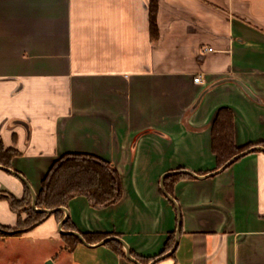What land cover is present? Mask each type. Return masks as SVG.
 I'll return each mask as SVG.
<instances>
[{"label":"crops","instance_id":"1","mask_svg":"<svg viewBox=\"0 0 264 264\" xmlns=\"http://www.w3.org/2000/svg\"><path fill=\"white\" fill-rule=\"evenodd\" d=\"M151 1L0 0V140L19 175L0 168V193L38 196L69 154L112 164L122 191L9 238L54 264H264V151L217 171L212 145L227 108L236 146L264 148V0H156V39ZM14 212L0 199V225ZM66 216L63 231L101 238L70 249Z\"/></svg>","mask_w":264,"mask_h":264},{"label":"trees","instance_id":"2","mask_svg":"<svg viewBox=\"0 0 264 264\" xmlns=\"http://www.w3.org/2000/svg\"><path fill=\"white\" fill-rule=\"evenodd\" d=\"M158 4L156 0L150 5V30L153 38H157L159 30L157 26ZM212 145L217 158L216 170L222 169L233 157L244 152L248 147H237L235 143V124L233 112L222 108L218 111L212 125ZM14 152L6 150L0 140V166L10 169V161ZM229 167V166H228ZM165 189H168L165 185ZM85 196L94 207H107L118 202L122 196L120 176L117 169L107 161L98 157L83 154L65 155L56 161L42 181L41 190L37 196L39 209L54 210L67 208L69 202L77 197ZM0 199H7L13 211L18 213L19 221L16 229L0 225L1 237L18 236L32 230L47 217V214L32 209V197L29 189L21 200L13 196L0 193ZM25 203L23 212L27 214L22 220L17 206ZM56 213H61L57 211ZM70 225L68 217L63 227ZM87 241L101 236L88 237ZM67 247L73 249L78 239L74 235H65Z\"/></svg>","mask_w":264,"mask_h":264},{"label":"rangeland","instance_id":"3","mask_svg":"<svg viewBox=\"0 0 264 264\" xmlns=\"http://www.w3.org/2000/svg\"><path fill=\"white\" fill-rule=\"evenodd\" d=\"M25 206V203L17 206L22 220L27 217V214L23 212ZM30 206L32 207V201ZM13 214L17 215L16 212ZM9 237L11 236L1 237L0 235V264H48L49 261H44V256L50 251V247L46 243L41 245L29 239ZM58 264H70L68 256L60 257Z\"/></svg>","mask_w":264,"mask_h":264},{"label":"water","instance_id":"4","mask_svg":"<svg viewBox=\"0 0 264 264\" xmlns=\"http://www.w3.org/2000/svg\"><path fill=\"white\" fill-rule=\"evenodd\" d=\"M256 150L264 151V148H263V147H256V148H253V149H250V150L244 151V152H242V153L236 155L235 157H233V158H232V159H231V160H230V161H229V162H228V163H227L222 169H220V170H224V169H226L229 165H231L235 160H237L238 158H240V157L243 156L244 154H246V153H248V152H250V151H256ZM0 168H3V169L7 170L8 172H11L12 174H14V175H16V176H19L17 173H15V172L11 171L10 169H7V168H5V167H3V166H0ZM167 176H168V175H167ZM165 178H166V176L163 177V179H162V185L164 184V180H165ZM165 195H166L168 198H170L169 195L167 194V192H165ZM32 197H33V200H32V209L35 210V211H38V212H41V213H45V214H47V215L54 214V213H56L57 211H65L66 214H67V210H66L65 208L54 209V210H47V209L43 210V209H39V208L37 207V196H36L33 192H32ZM67 218H68V216H66V218L60 223L59 229H60L61 233H62V234H73V235H75L76 237H78V239H79L82 243H86L85 240H84V238H83L81 235H79V234H77V233H74V232H65V231H63V225H64L65 221L67 220ZM177 236H179V229H178V232H177ZM107 240H110V239H107ZM107 240H106V241H107ZM115 240H117V241L123 243L119 238H115ZM106 241H104V242H106ZM104 242H103V243H104ZM103 243H102V244H103ZM177 244H178V241H176V244H175L174 248L172 249V252H173V251L175 250V248L177 247ZM127 257H128L130 260H133V261L137 262L136 260H134V259L132 258L131 253H130V251H129L128 249H127ZM48 264H53V262H52V261H49Z\"/></svg>","mask_w":264,"mask_h":264},{"label":"built area","instance_id":"5","mask_svg":"<svg viewBox=\"0 0 264 264\" xmlns=\"http://www.w3.org/2000/svg\"><path fill=\"white\" fill-rule=\"evenodd\" d=\"M205 51L211 52V51H213V49L212 48H209V49H205ZM194 81L195 82H199L200 81V78H196Z\"/></svg>","mask_w":264,"mask_h":264}]
</instances>
